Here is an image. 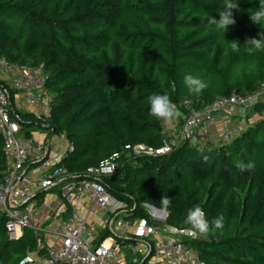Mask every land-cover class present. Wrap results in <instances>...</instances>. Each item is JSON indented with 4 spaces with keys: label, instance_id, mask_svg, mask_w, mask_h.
<instances>
[{
    "label": "trees",
    "instance_id": "16d2710c",
    "mask_svg": "<svg viewBox=\"0 0 264 264\" xmlns=\"http://www.w3.org/2000/svg\"><path fill=\"white\" fill-rule=\"evenodd\" d=\"M236 2V23L223 33L208 23L210 16L219 19L223 0H0V58L43 64L52 97L43 119L22 111L13 118L25 137L42 129L74 146L53 165L71 176L57 184L60 189L126 145L160 147L167 140L163 122L149 113L148 96L167 94L182 113L181 125L220 96L262 87L264 51L245 46L246 39L264 35V24L249 19L259 0ZM233 40L241 46L237 53L231 51ZM188 74L207 83L199 96L188 91ZM238 117L241 129L227 140L197 147L184 139L158 156L123 155L120 169L101 178L126 205L116 217L153 223L145 204L163 209L160 198L167 196V224L187 228V213L198 205L209 222L225 216L222 230L189 242L200 264H264V96ZM238 162L255 168L242 172ZM32 165L27 161L22 170ZM5 168L0 134V181ZM6 221L0 209L1 263L21 264L33 252L47 258L48 248L37 243L32 228L12 239ZM107 236L108 229L97 243ZM128 242L136 241L126 238L123 244ZM152 255L129 264H158L150 262Z\"/></svg>",
    "mask_w": 264,
    "mask_h": 264
},
{
    "label": "built area",
    "instance_id": "2783aa9c",
    "mask_svg": "<svg viewBox=\"0 0 264 264\" xmlns=\"http://www.w3.org/2000/svg\"><path fill=\"white\" fill-rule=\"evenodd\" d=\"M47 81L48 75L43 64L14 63L0 58V134L4 140L6 157L4 177L0 181V209L7 217L6 229L11 238H17L18 229L32 228L39 245L43 244V229L38 224L34 208L26 200L35 192L52 188L59 180L69 176V173L63 166L47 165L49 171L43 177L35 179L22 170L28 158H42L49 154L50 141L46 138L38 140L23 136L21 126L12 114L27 111L39 119L49 115L52 97L46 88ZM263 96L264 84L259 90L245 95L218 97L205 109L184 119L179 131V141L191 139L197 147L216 142L213 132L215 114L237 105H250ZM240 129L241 127H237L236 131ZM232 132L226 133L221 140L229 139ZM172 148L173 144L167 141L160 147L142 143L129 144L124 150L103 160L99 166L89 168L83 179L65 183L61 188L62 199L56 215L66 213L70 206L71 218L61 220L58 230L61 246L48 248V264H129L128 250L133 252L132 255L153 254L150 262L158 264H200L198 253L189 244L200 236H189L184 231L186 228L167 224L164 216L160 223L144 221L143 226L137 228L132 237L128 235L131 224L120 219L122 230L119 237L122 241L110 238V243L105 244V241L97 243L99 233L89 225L87 217L77 210L78 204L85 198H90L104 208L113 207L114 211L125 208L123 202L108 193L101 178L117 172L121 167L120 159L126 153L158 156ZM73 150L74 146L69 143L67 153ZM126 238H135L136 242L123 244ZM132 261L138 262V259L133 257Z\"/></svg>",
    "mask_w": 264,
    "mask_h": 264
},
{
    "label": "crops",
    "instance_id": "0c3cea01",
    "mask_svg": "<svg viewBox=\"0 0 264 264\" xmlns=\"http://www.w3.org/2000/svg\"><path fill=\"white\" fill-rule=\"evenodd\" d=\"M246 111L248 110H244L238 107L237 110L236 108H234L232 111L228 110L217 113L215 116V120H216L215 126H213L215 135L217 136L219 131L220 134H223L225 131L236 130L237 127L241 126V122L240 121L234 122L235 117L234 119L231 117L233 116L238 117L239 114L244 113ZM32 137H36L38 139L46 138L49 139L50 141L48 160L45 163L39 165L35 163L44 159V157L42 158L30 157L28 158L27 161L28 162L31 161V164L33 165L32 167L27 166L24 169L25 173L29 169L27 174L32 178L38 179L43 177L49 171L50 168L47 165L56 164L58 161H60V159H62L67 154L69 142L65 138V136H60V135L48 136L46 131L43 132L33 131ZM172 138L175 139V137ZM52 147L54 148V151H53V155L50 156ZM40 193L41 191L32 194L29 198V202L27 203L34 208L35 214L38 218V224L43 229L42 245H45L47 248L60 247L61 237L60 235H58L59 225L61 220H68L71 218V211L62 213L60 215H56L58 204L62 199L61 189L59 186L54 185L52 188L46 190L42 194ZM77 210L81 214L87 217V221L89 225L99 233V238L101 236V233L108 229L109 236H107L105 239L102 240L105 241V244L110 243V238L117 240V237L120 236L122 230V224L120 219L122 218L116 217L118 211H114L113 207L104 208L98 205L97 203H95L90 198H85L81 203L78 204ZM128 223L131 224L128 235L132 237V235L137 230V228L142 227L145 222L141 219H135L132 222L129 221ZM23 233H24V228L18 229L16 231L17 234L16 239L20 238L23 235ZM29 257L33 259V262H30L31 264H43L44 261H47V258L40 257L35 252L30 253Z\"/></svg>",
    "mask_w": 264,
    "mask_h": 264
},
{
    "label": "clouds",
    "instance_id": "9594fccd",
    "mask_svg": "<svg viewBox=\"0 0 264 264\" xmlns=\"http://www.w3.org/2000/svg\"><path fill=\"white\" fill-rule=\"evenodd\" d=\"M239 4L236 0H223V8L218 9L219 19L210 16L208 23L214 26L218 32L226 33L229 26L235 25L236 20L234 18L233 10H238ZM249 19L257 24H264V0H259V6L256 11H250ZM245 46H248L249 52L264 51V35L259 34V38H248L245 41ZM239 41H231V51L237 53L240 50ZM184 83L188 88V91L196 96H199L203 90L207 87V83L198 76L191 74L185 75ZM149 104V113L157 120L164 123H170L174 119H178L182 116V113L178 110L177 106L171 101L167 94H152L147 97ZM237 168L240 171L254 170V163L238 162ZM161 205L165 212L171 205V201L167 196H161ZM187 227L184 231L187 235L192 237L201 236L207 238L209 234H214L218 230H222L225 226V216L219 215L211 222L206 218L205 212L200 206H195L187 213L185 220Z\"/></svg>",
    "mask_w": 264,
    "mask_h": 264
},
{
    "label": "rangeland",
    "instance_id": "374dc122",
    "mask_svg": "<svg viewBox=\"0 0 264 264\" xmlns=\"http://www.w3.org/2000/svg\"><path fill=\"white\" fill-rule=\"evenodd\" d=\"M236 108V110H237V108L238 107H235ZM240 108H242V109H244V110H248L249 111V105H246V106H243V107H240ZM234 109V108H233ZM233 109H228V110H230V111H232ZM228 110H224V111H228ZM27 112V111H26ZM223 112V111H222ZM215 116H216V114H215ZM234 117H235V120H234V122H239L240 121V118L239 117H236V116H233V117H231V118H233L234 119ZM178 120L179 119H174L173 121H171L170 123H164L163 122V125H164V132H165V134H166V136L168 137V138H172V137H175V139H170V140H168V138H167V140H165V141H167V142H170L171 144H173V146H175L176 145V143H178L179 142V131H180V129H181V127H182V124L181 125H179V123H178ZM240 127V126H239ZM34 131H38V132H43L44 130H42V129H35ZM177 131V132H176ZM231 131V130H230ZM213 132H214V134H215V131L213 130ZM229 131H225L223 134H220V131H219V133H218V135L216 136L215 135V137H216V141L217 140H221L222 138H223V136L226 134V133H228ZM34 139H38V138H36V137H34ZM38 140H40V139H38ZM164 143V142H163ZM139 144V143H138ZM142 144H144V143H142ZM148 146H150V145H148ZM53 151H54V148L52 147V149H51V152H50V156H52L53 155ZM127 155H130V153H126ZM50 164H53V163H50ZM54 165V164H53ZM56 184V183H55ZM149 205L150 204H145V207H146V209H147V211L149 212V214H150V216H151V218H152V220L154 221V222H157V223H160L161 221L160 220H162V216L163 215H161V214H157L156 213V210H160V211H164L163 209H161V208H159V207H156V206H153L156 210L153 212L152 210H151V208L149 207ZM165 212V211H164ZM167 213V212H166ZM167 216H168V213H167ZM167 216L165 217V220H167ZM129 221H133V220H127V219H124V222L125 223H128ZM165 222V221H164ZM12 239H14V238H12ZM128 256L130 257V259H133V257H135V258H137L138 259V261L140 260V258L142 257V256H139V255H137V254H135V255H132L133 254V252L131 251V250H128ZM155 258V257H154ZM132 261V260H131ZM43 264H48V261H44L43 262Z\"/></svg>",
    "mask_w": 264,
    "mask_h": 264
},
{
    "label": "water",
    "instance_id": "95a60500",
    "mask_svg": "<svg viewBox=\"0 0 264 264\" xmlns=\"http://www.w3.org/2000/svg\"><path fill=\"white\" fill-rule=\"evenodd\" d=\"M70 177H71V176H66V177L62 178V179L59 180L55 185H57V184L60 183V182H63V181H65V180L70 179ZM27 202H29V199L26 200V203H27ZM149 207L151 208V210H152L153 212L156 210L152 205H149ZM156 213H157V214H161V215H163L164 217L167 216V213L164 212V211L156 210ZM148 257H149V254H148L147 256H145L143 262L146 261V260L148 259ZM28 262H29V263H30V262H33V259H32L31 257H26V258L21 262V264H26V263H28Z\"/></svg>",
    "mask_w": 264,
    "mask_h": 264
}]
</instances>
